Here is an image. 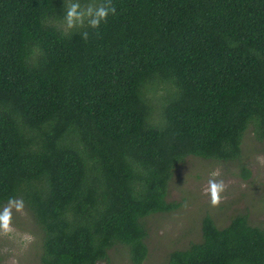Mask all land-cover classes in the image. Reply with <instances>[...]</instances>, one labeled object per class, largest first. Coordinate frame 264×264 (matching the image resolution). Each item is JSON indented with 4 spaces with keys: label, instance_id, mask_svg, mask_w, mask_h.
I'll use <instances>...</instances> for the list:
<instances>
[{
    "label": "trees",
    "instance_id": "1",
    "mask_svg": "<svg viewBox=\"0 0 264 264\" xmlns=\"http://www.w3.org/2000/svg\"><path fill=\"white\" fill-rule=\"evenodd\" d=\"M66 2L0 0V208L23 198L40 264H142L176 168L264 140V0H111L71 31ZM198 223L162 264H264V221Z\"/></svg>",
    "mask_w": 264,
    "mask_h": 264
},
{
    "label": "rangeland",
    "instance_id": "2",
    "mask_svg": "<svg viewBox=\"0 0 264 264\" xmlns=\"http://www.w3.org/2000/svg\"><path fill=\"white\" fill-rule=\"evenodd\" d=\"M240 162L215 163L196 157H188L176 168L168 188L169 201L179 207L172 212L153 215L149 218L146 239L147 256L142 264H162L168 250L186 246L189 241L200 239L199 220L204 214L223 226L228 217L239 212L247 213L253 222L264 221V140L257 141L252 132L246 131ZM241 168L249 170L243 178ZM219 171L218 180H223L226 190L218 206H212L204 194L211 173ZM20 220L18 227L12 222V231L0 234V264H40L35 258L34 237L28 230L30 217L23 212H13ZM110 259L99 264H130L122 253L109 254Z\"/></svg>",
    "mask_w": 264,
    "mask_h": 264
},
{
    "label": "clouds",
    "instance_id": "3",
    "mask_svg": "<svg viewBox=\"0 0 264 264\" xmlns=\"http://www.w3.org/2000/svg\"><path fill=\"white\" fill-rule=\"evenodd\" d=\"M63 26L66 31L73 29L92 28L98 29L102 22H106L107 17L115 15L116 8L111 0H90L86 4H81L80 0H67L64 4ZM85 41L89 38V33L83 31L80 33ZM258 162L264 163V158L257 157ZM219 171L211 173L204 194L209 197L212 206H218L222 200V193L226 190L223 180H218ZM25 203L23 198L9 197L7 204L0 208V234H8L12 229L13 212H23Z\"/></svg>",
    "mask_w": 264,
    "mask_h": 264
}]
</instances>
